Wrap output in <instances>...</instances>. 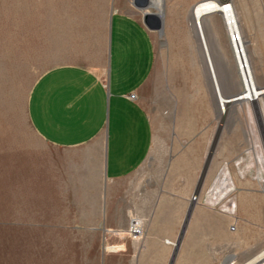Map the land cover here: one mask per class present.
Returning <instances> with one entry per match:
<instances>
[{"label":"crops","instance_id":"0c3cea01","mask_svg":"<svg viewBox=\"0 0 264 264\" xmlns=\"http://www.w3.org/2000/svg\"><path fill=\"white\" fill-rule=\"evenodd\" d=\"M228 2L255 82L264 84L257 78L264 74V0ZM128 3L133 0H113L103 56L88 66H55L32 88L28 119L41 147L6 162L0 264H247L264 252V191L230 173L236 143L213 124L224 113H211L205 124L198 112L181 113L174 123L177 142L171 149L159 145L158 123L140 101L156 68L155 42ZM37 5L35 56L43 51ZM22 6L21 0H0V54L13 40L27 47ZM164 148L165 155L170 151L163 170L145 178L141 170ZM221 179L235 188L223 200L227 210L210 197ZM134 224L142 240L129 235Z\"/></svg>","mask_w":264,"mask_h":264},{"label":"rangeland","instance_id":"374dc122","mask_svg":"<svg viewBox=\"0 0 264 264\" xmlns=\"http://www.w3.org/2000/svg\"><path fill=\"white\" fill-rule=\"evenodd\" d=\"M165 1H159L164 17L163 34L152 31L156 47V68L142 91L140 101L158 123L159 145L164 143L165 146L168 143L171 149L177 142L174 124L176 116L198 112L203 116L205 124L211 113L221 110L215 98L205 52L203 48V51L199 49L202 44L192 17V11L198 4L192 6ZM228 1L234 5V0ZM21 2L23 13H26L21 24L24 25L26 20L27 47L19 46L13 40L10 50L0 54V64L3 66L0 68V205L4 204L6 162H13L22 150L41 147L28 119V100L35 82L42 73L55 66H88L103 56L108 20L114 7L113 0ZM35 3L42 11L43 32V51L37 56L31 52L34 49L31 35ZM125 8L143 23L144 13H159L152 9L140 10L130 3ZM234 13L239 26L235 10ZM16 22L17 15L13 16V23ZM229 32L227 22L220 14L210 16L204 25L217 79L222 93L227 96L244 92L241 69ZM244 44L247 52L245 41ZM23 48H26V52ZM257 78L263 80L264 74H258ZM256 85L264 89V84ZM253 103L233 106L223 112V117H214L213 124L221 135L231 137L236 143L235 155L229 161L230 173L250 179L264 191V134L260 127V123L264 125V96ZM161 114L164 119L159 118ZM165 151L164 148V152L159 149L153 152L141 170L145 178L154 179V175L161 173L163 161L170 150H167L166 155ZM219 185L220 182L217 187ZM215 189L212 188V192Z\"/></svg>","mask_w":264,"mask_h":264},{"label":"bare ground","instance_id":"6f19581e","mask_svg":"<svg viewBox=\"0 0 264 264\" xmlns=\"http://www.w3.org/2000/svg\"><path fill=\"white\" fill-rule=\"evenodd\" d=\"M159 1L160 0L155 1L156 10L159 11V13L155 15H159L160 12L163 11L162 8L159 7ZM215 14L222 15V17L227 22L230 32L240 33L239 26L235 18L233 7L230 4H225L224 6H222L218 2H215V1H205L195 6L192 11L193 21H194V24L196 25L195 28H197L198 30L200 42L202 44V48L206 55L210 75H211L213 86H214L216 99L218 101V105L220 107L221 112L225 113L226 111L232 109V107L235 105L260 101V99L262 98L263 89L262 90L259 89L254 81L253 71H252V68L250 67L249 58H248V55L245 49V44L241 37L240 41L234 46V48H235L236 56H237V59L240 65L241 75L244 81V85H243L244 92L242 93V99L237 104H235V103H225L222 97L219 98V95H222L223 93H222L221 87L217 79V75L214 69L212 59L209 54V48H208L207 40L205 38V33H204V25L207 19L210 16L215 15ZM144 15H153V14L145 13ZM261 104H262V101H261ZM247 264H264V252L261 255H259L256 259H254L253 261Z\"/></svg>","mask_w":264,"mask_h":264},{"label":"water","instance_id":"95a60500","mask_svg":"<svg viewBox=\"0 0 264 264\" xmlns=\"http://www.w3.org/2000/svg\"><path fill=\"white\" fill-rule=\"evenodd\" d=\"M217 2L220 5H222V6H224L225 4H230L231 5V2H228L227 0L217 1ZM133 4H134L135 7H137L140 10H143V11L144 10H148V9H152L153 11L156 10L155 0H133ZM163 18H164L163 17V11H161L159 15H155V14H153V15H144V25L150 31H156V32H159L160 34H163ZM242 93L243 92H240V93H238L236 95H230V96H225L224 94H222V95H219V98L222 97L225 103H235V104H237L242 99ZM263 96H264V89H263L262 97ZM260 127L262 129L263 134H264V125L260 123ZM263 137H264V135H263ZM215 146H216V140H215V142H214V144H213V146L211 148L210 154H209V156L207 158L205 169H204V175L207 172V169H208V166H209V162H210V160H211V158L213 156L214 150H215Z\"/></svg>","mask_w":264,"mask_h":264},{"label":"built area","instance_id":"2783aa9c","mask_svg":"<svg viewBox=\"0 0 264 264\" xmlns=\"http://www.w3.org/2000/svg\"><path fill=\"white\" fill-rule=\"evenodd\" d=\"M229 36H230L232 46H235L240 41V38H241V34L238 32H229ZM131 98L135 100L136 95H132ZM213 188H216V189L214 192H212V190L210 192L212 204L219 206L223 210H227L228 207H226L227 206L226 203H223V200H225L230 195V193L234 190V188L232 186H229L227 183L225 184L224 181L222 182L220 181V185L218 187L215 186ZM193 200L197 201V197H194ZM230 207L234 208V203H232ZM232 229H234V227H232ZM129 235L134 240H142L144 233H143L142 228L134 224L129 229ZM168 243L175 246L173 242L168 241Z\"/></svg>","mask_w":264,"mask_h":264}]
</instances>
